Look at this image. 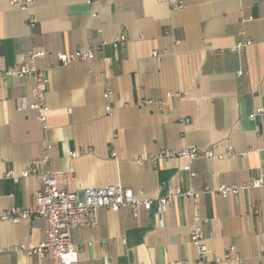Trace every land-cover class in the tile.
<instances>
[{
  "label": "crops",
  "instance_id": "crops-1",
  "mask_svg": "<svg viewBox=\"0 0 264 264\" xmlns=\"http://www.w3.org/2000/svg\"><path fill=\"white\" fill-rule=\"evenodd\" d=\"M32 1L24 12L0 0V71L41 52L33 66L47 79L46 129L28 108L34 80L1 78L0 214L33 206L41 181L22 174L48 145L38 169L72 170L56 176L60 189L81 198L89 187L119 186L152 202L135 216L99 209L95 225L74 228L76 264H196L190 203L177 197L159 213L155 201L176 187L220 186L243 189L200 196L204 264H264V120L247 116L264 109V0ZM120 35L126 41L115 49ZM89 50L90 60H58ZM188 146L199 151L189 172L182 158L150 159ZM229 149L237 155L225 156ZM45 229L44 220L0 222V264H51L49 255L8 252L42 244ZM229 247L240 262L225 259Z\"/></svg>",
  "mask_w": 264,
  "mask_h": 264
},
{
  "label": "built area",
  "instance_id": "built-area-1",
  "mask_svg": "<svg viewBox=\"0 0 264 264\" xmlns=\"http://www.w3.org/2000/svg\"><path fill=\"white\" fill-rule=\"evenodd\" d=\"M32 0H10L12 6L17 7L19 10L28 12ZM27 24L33 29L36 25V20L33 15H28ZM126 41L125 36L120 35L116 37L111 43L115 49L123 47ZM243 44H238L234 47L235 50L242 49ZM41 55V52L29 51L27 53V61L21 66H16L5 71H0V79L3 77L15 76L19 79L31 78L35 82V90L33 92V103L28 108L36 113V120L41 125L42 130L46 129L45 112L47 106L44 103V93L46 91L47 79L43 72L37 70L33 66V61L36 57ZM93 57L91 50L84 53H76L75 55L58 56V60L61 64L65 65L72 60L78 59L81 61L90 60ZM153 57L158 59V55L153 53ZM105 63L108 62L107 58L103 59ZM104 98H108L110 92L104 93ZM106 110H108L106 108ZM250 120H264V109L259 108L247 115ZM49 146H46L43 159L40 161H34L30 170L24 172L22 176H27L28 173L35 175L42 184L41 191L37 192L34 197V204L30 208L19 209L13 208L9 211L0 214V222H10L18 224L23 220H44L46 223L45 239L37 246L31 244H22L12 247L8 252L16 253L21 252L28 256H37L43 258L46 255L50 256L51 264H76L79 249L74 245L71 238V232L76 227L95 225L96 213L99 209H107L111 212H118L123 208H129L132 214L135 216L137 210L142 208L148 210L151 207L152 202L150 200L135 199L134 193L130 188H121L119 186H109L104 188L89 187L82 190V197L79 198L76 194L66 192L60 189L56 182V176L59 175L63 179H66L72 174V170L55 173L49 168L44 167L42 170L38 169V166L45 165L48 161L47 150ZM205 157H212L213 154L210 151H205ZM199 155V151L196 148H185L181 151H169L162 150L157 155L150 157L151 161L155 160H167L173 158H182L187 162L185 170L189 172V163L196 159ZM237 153H234L231 149L225 154V156L234 157ZM71 157H76L75 153L70 154ZM218 156L217 158H222ZM137 164L141 163V160L136 161ZM194 174L190 173V176ZM264 185V183H261ZM257 183L254 184L256 186ZM246 188V187H244ZM243 187H225L220 186L213 191L195 192L189 191L183 193L180 189H170L168 196L165 198L156 199L157 210L159 213L164 212L166 205L174 198L182 197L191 206L190 217V233L189 242L197 252L196 264H204L205 254L207 253V247L204 243V232L202 229V218L199 214L198 202L203 193H212L226 198L229 194H237ZM5 252V251H0ZM262 252V258L264 260V249ZM225 259H234L240 262V259L235 255V249L229 247L227 253H225ZM219 259H215L214 262H218ZM169 264H189L184 262H173Z\"/></svg>",
  "mask_w": 264,
  "mask_h": 264
}]
</instances>
